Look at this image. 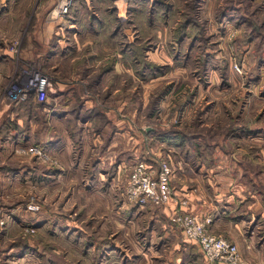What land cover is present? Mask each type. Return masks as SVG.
<instances>
[{"label":"rangeland","instance_id":"374dc122","mask_svg":"<svg viewBox=\"0 0 264 264\" xmlns=\"http://www.w3.org/2000/svg\"><path fill=\"white\" fill-rule=\"evenodd\" d=\"M60 1L0 0V110L18 105L8 97L9 88L39 69L53 86L60 78L75 94L103 95L98 110L89 111L116 112L135 131L136 145L119 152L130 163L112 193L104 191L112 188V179L99 187L73 183L67 198L61 192L50 196L61 188L47 177L35 183L39 202L25 203L30 213L24 221L17 214L21 219L8 232L4 264H226L207 259L166 218L169 205H135L122 191L135 161L157 168L171 156L177 190L189 173L218 210L230 208L228 201L219 206L217 197H237L243 185L264 196V0H72L65 17L54 16ZM119 60L123 73L102 89L104 75ZM113 89L120 97L110 96ZM53 95L19 109L30 114L25 129L36 135L32 147L44 153L34 155L42 174L60 164L48 147ZM80 105L79 98L68 108L62 104L74 112L75 125ZM30 122L36 124L33 130ZM25 180L20 184L28 185ZM220 184L224 195L215 196L211 187L218 190ZM81 186L92 197L72 199ZM182 197L189 200L188 189ZM234 204V214L246 211L240 200ZM59 205L72 215L70 228L55 222ZM32 210H37L33 216ZM249 216L243 213L239 225L223 218L220 235L237 242L240 264H264V220Z\"/></svg>","mask_w":264,"mask_h":264},{"label":"crops","instance_id":"0c3cea01","mask_svg":"<svg viewBox=\"0 0 264 264\" xmlns=\"http://www.w3.org/2000/svg\"><path fill=\"white\" fill-rule=\"evenodd\" d=\"M89 1L91 2V0ZM91 31L93 32L92 29ZM121 69H123V67L119 60L118 63L114 65V68L104 75V80L101 83L103 85L102 89L111 86L112 77L123 73ZM90 75H93V73H90ZM63 81V79L58 78L55 82L56 85L54 84L53 90L51 91L54 95L52 97V102H50L51 108L49 110L48 147L55 157L60 160V164L54 166L52 170H49V174L41 173V164L37 163L38 161L34 155L28 152L30 150L28 147H32V144L37 143L34 142L37 141L36 135L32 136V134L26 132L25 129V118H28L29 113L25 111L18 112L16 108H19V104L14 105V108L9 111L7 108H4V111L2 109L0 110V119L4 120L3 124L0 125V264H4L8 260V232L13 227L12 225L15 224L14 221L19 222L21 218H23L22 221H24L26 213L27 215L30 213V211L25 210V203L30 200L31 202H39L38 196H40L41 189L39 185L38 188L37 186L35 188V183H39L38 181H40L42 177H47L48 180L58 184L59 188H61L59 190H50V196H57V194L61 192L62 198H67V196L70 195L67 193L73 183L81 182L86 186L90 183H97L99 187L102 183L108 182L109 179H112V188L106 187L104 191L112 193L114 183L118 179L120 181L122 178L123 167H126V165L130 163V159L125 161L118 156L121 151L127 152L135 148V131L133 130V132H131L129 124L125 121H121L119 116H114L116 112L89 111L91 108L98 110L96 104L104 99L103 95H100L102 98L100 99L97 95L94 97L89 91L81 92L77 90L78 94H75L74 91H69L64 87L66 83ZM89 81V77L88 79L84 78L78 81L77 85H83ZM118 90L119 89H113L110 96L120 97L116 94ZM78 98L82 109L79 112L80 117L76 116L77 124L75 125L74 118L72 117L74 112L67 111L66 108H68L67 104L72 103L73 100ZM62 104H66V108L64 106V108H62ZM35 126L36 124L34 122L29 123V129L32 128L33 130ZM109 133V137L106 138V134ZM29 135L30 137H28ZM188 174L186 173L183 175V178H181V191L176 188L177 193L182 195L183 191L188 189L189 201L185 208H190V210L201 216H213L214 220L210 226L211 232L220 234V226L218 225L223 218L226 220L229 219L228 217H231L229 220H233L236 225H239L238 220L242 219L243 213L253 215V217H248L250 218L249 221L258 218L264 220V196H262V194L252 191L249 187L243 185L237 194L239 196L234 197L232 194L230 196L226 195V197L230 198L226 199L225 196H221V198L218 199L219 194H217V191H221L220 194L224 195L222 188L225 185L220 184L218 190L216 186H212L211 188L214 189L216 193L215 196H218L216 200L220 202L218 203L219 206L222 205L221 201H226V203L227 201L229 202L226 206L230 209L221 210V207V209L218 210L216 205L213 207V204L208 201L206 197L207 192L200 185L199 179L189 178ZM25 179H29V181ZM23 180H25L24 182L27 181L28 185L20 184ZM194 181L197 182V184H193ZM30 182L32 188H28ZM195 188H197L199 192L195 191ZM31 190L33 192L32 195L29 194ZM90 193V190H85L81 186L71 198L76 200L91 198L92 196ZM236 200L242 202V207H246V211H243L241 214L233 213V206H235L234 203ZM176 205V201L172 202L171 205L166 207L167 212L171 214L173 211L172 208ZM58 207H60L59 213L61 215H58L56 212L54 215L55 222L62 227H69L73 220L72 215H67V212H65V210L68 209L67 206L66 208H64L63 205H59ZM28 210L30 209L28 208ZM36 211L37 210H32V216ZM18 213H21L23 217L19 218L17 216ZM11 215H14L17 219L11 220ZM35 219L36 216L33 217V220ZM39 219L40 216H38V220ZM244 220L248 221L247 218H243V221ZM230 236L233 238L232 234ZM21 259L22 257L12 260V262H17Z\"/></svg>","mask_w":264,"mask_h":264},{"label":"built area","instance_id":"2783aa9c","mask_svg":"<svg viewBox=\"0 0 264 264\" xmlns=\"http://www.w3.org/2000/svg\"><path fill=\"white\" fill-rule=\"evenodd\" d=\"M72 0H61L57 6L56 16H64L70 9ZM54 13V12H53ZM53 90V80L50 75L41 70H33L25 78L17 80L8 90V97L15 104L26 101L30 94H35L37 102H45L49 92ZM38 158L44 153L38 146H33L28 151ZM173 158H162L156 168L146 160L136 161L130 170L124 184L122 194L126 202L141 206H166L176 201L172 213L169 215L172 224L183 231L185 237L193 240L200 247L204 256L213 261H224L226 264H240L242 261L239 246L220 234L211 232L213 222L211 215L201 216L189 210L188 198L178 195L174 186L176 169ZM31 208L37 209L39 205L32 204Z\"/></svg>","mask_w":264,"mask_h":264},{"label":"trees","instance_id":"16d2710c","mask_svg":"<svg viewBox=\"0 0 264 264\" xmlns=\"http://www.w3.org/2000/svg\"><path fill=\"white\" fill-rule=\"evenodd\" d=\"M133 12H134V11H133ZM133 14H135V13H133ZM27 102H30V103L32 102L33 104H34L35 102L37 103V101L35 100V94H34L33 92L30 94L29 98H28L26 101L21 102V103L19 104L18 112H20V111H23V112H24V110H19V109L23 107L22 104H25V103H27ZM25 112H26V111H25ZM29 117H30V114H29ZM181 136H182V135H181ZM182 138H183V137H182ZM37 163H39V162H37ZM176 182H177V180H176ZM174 186L177 187V185L175 184V179H174ZM188 209H189V208H188ZM166 218L169 219L170 222H172L170 216L167 215ZM22 245L25 246V244H22Z\"/></svg>","mask_w":264,"mask_h":264},{"label":"bare ground","instance_id":"6f19581e","mask_svg":"<svg viewBox=\"0 0 264 264\" xmlns=\"http://www.w3.org/2000/svg\"><path fill=\"white\" fill-rule=\"evenodd\" d=\"M57 10L54 11L53 15L56 16Z\"/></svg>","mask_w":264,"mask_h":264}]
</instances>
